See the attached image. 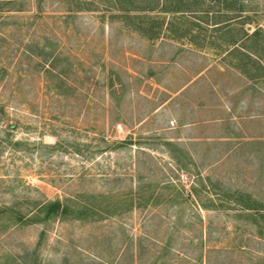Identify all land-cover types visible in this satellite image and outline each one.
I'll return each mask as SVG.
<instances>
[{"label": "rangeland", "instance_id": "1", "mask_svg": "<svg viewBox=\"0 0 264 264\" xmlns=\"http://www.w3.org/2000/svg\"><path fill=\"white\" fill-rule=\"evenodd\" d=\"M191 1L0 11V206L72 196L100 210L0 214V264H264V0Z\"/></svg>", "mask_w": 264, "mask_h": 264}, {"label": "trees", "instance_id": "2", "mask_svg": "<svg viewBox=\"0 0 264 264\" xmlns=\"http://www.w3.org/2000/svg\"><path fill=\"white\" fill-rule=\"evenodd\" d=\"M120 2L121 0H116ZM148 3L152 2L153 5L148 4L147 9L160 8L163 11H174L175 13L192 10L191 6L193 3L191 0H146ZM225 3L227 2L226 0ZM84 3L88 4L89 1H84ZM92 8V7H91ZM146 8V7H144ZM14 11V10H22L21 6L16 5V0H0V11ZM138 27V26H136ZM260 49L264 50L263 45L260 44ZM37 55L43 57L44 60H41L42 69L44 73L47 74H56L60 81V85H64L66 83L65 76H63L62 72L57 70L58 60L60 59L58 54H54L53 50L45 48L44 45L37 50ZM259 57L262 55L259 54ZM45 83L47 84L46 80ZM16 145L20 144L19 140H15L13 142ZM44 146L50 149L57 150H65L64 144L62 141L57 140L53 144H44ZM191 157V156H190ZM247 199H243V197L239 196L238 201H241L242 207L245 210L255 209L257 207L254 206L256 202L255 199H250V196L246 197ZM100 212V210L91 203H76V199L72 196H64L63 198H55V199H43L40 201H36L33 208L28 212H23L19 208H16L13 204L7 205L3 204L0 206V214L8 215L9 218L15 224H32V223H47L51 220H65L69 215L74 218H82L86 215H96ZM253 215V214H252ZM259 215L264 216L262 212V208L259 207ZM43 230L41 234H43ZM166 249V248H165ZM167 251V250H165ZM159 257V256H158ZM156 257L152 263L156 264ZM170 261V260H169ZM193 264H202V257L197 258L196 261H192Z\"/></svg>", "mask_w": 264, "mask_h": 264}]
</instances>
